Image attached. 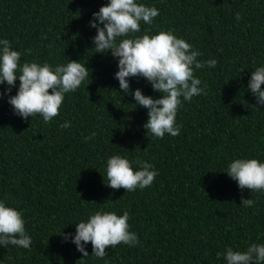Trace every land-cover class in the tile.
<instances>
[{
    "label": "trees",
    "instance_id": "1",
    "mask_svg": "<svg viewBox=\"0 0 264 264\" xmlns=\"http://www.w3.org/2000/svg\"><path fill=\"white\" fill-rule=\"evenodd\" d=\"M147 2L160 14L142 31L174 29L203 53L198 59L218 61L196 71L207 95L184 102L176 117L180 134L162 139L146 135L147 109L118 92L116 59L92 49L96 30L88 22L107 0H0V37L12 41L22 61L68 57L91 69L90 80L66 94L48 123L38 114L14 115L0 98V199L24 211L32 237L28 249L0 247V264H222L217 253L226 246L264 242V194L241 192L223 172L234 156L264 159V106H253L244 89L264 63V0ZM129 79L131 89L159 95L144 78ZM64 121L71 127L61 128ZM92 131L96 136L85 140ZM117 152L151 162L159 175L142 190L106 186L103 162ZM242 195H252L254 206H241ZM105 205L129 210L139 243L109 246L99 259L89 242L83 257L59 233L74 232L69 223Z\"/></svg>",
    "mask_w": 264,
    "mask_h": 264
},
{
    "label": "clouds",
    "instance_id": "2",
    "mask_svg": "<svg viewBox=\"0 0 264 264\" xmlns=\"http://www.w3.org/2000/svg\"><path fill=\"white\" fill-rule=\"evenodd\" d=\"M159 14L156 4L147 0H107L92 13L88 22V27L96 30L91 38L94 53H110L116 59L118 70L114 79L122 90L118 92L121 96L130 95L135 108L147 109L142 127L153 139L180 134L182 124L176 119L178 110L193 97L207 95V84L196 71L215 68L218 62L214 57L198 59L203 53L174 29L141 30V24L152 25ZM235 18L240 19L239 12ZM21 56L22 52L12 46V41L0 37V86H5L0 88V98L6 97L13 114L22 119L38 114L43 122H51L58 115L66 94L90 80L91 69L81 59L66 56L65 62L53 64L37 59L22 61ZM131 77L144 78L159 95H146L139 87L131 89ZM262 84L264 63L252 69L244 86L245 92L254 98L255 107L264 106ZM14 87L15 94H11ZM60 127L69 128L71 122L64 121ZM96 134L92 131L84 139H92ZM103 164L106 186L123 187L126 192L150 186L159 175L154 164L138 157L129 159L126 153L109 155ZM223 172L237 183L241 192L247 188L251 194H264V159L259 156H234ZM241 201L245 208L256 203L252 195L251 198L242 195ZM129 220V210L117 212L105 205L94 209L86 218L69 223L74 225V232L59 234L65 242L73 243L83 257H89L90 242L91 256L104 259L109 246L123 243L132 247L139 243V236L131 230ZM25 225L24 211L6 197L0 199V247L30 248L32 237ZM217 257L222 259V264H264V242L253 241L235 249L226 246Z\"/></svg>",
    "mask_w": 264,
    "mask_h": 264
}]
</instances>
